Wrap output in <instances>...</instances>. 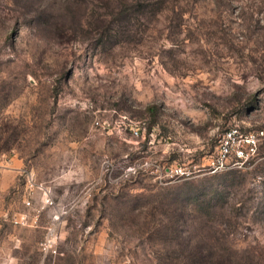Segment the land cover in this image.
Instances as JSON below:
<instances>
[{"label":"rangeland","instance_id":"obj_1","mask_svg":"<svg viewBox=\"0 0 264 264\" xmlns=\"http://www.w3.org/2000/svg\"><path fill=\"white\" fill-rule=\"evenodd\" d=\"M0 264H264V0H0Z\"/></svg>","mask_w":264,"mask_h":264},{"label":"built area","instance_id":"obj_2","mask_svg":"<svg viewBox=\"0 0 264 264\" xmlns=\"http://www.w3.org/2000/svg\"><path fill=\"white\" fill-rule=\"evenodd\" d=\"M218 154H219V156L217 158L218 162L223 163V161L226 159L227 154H228L227 142L221 143Z\"/></svg>","mask_w":264,"mask_h":264}]
</instances>
